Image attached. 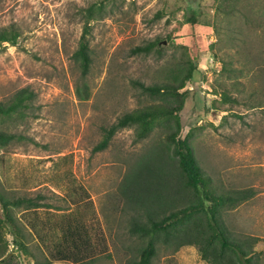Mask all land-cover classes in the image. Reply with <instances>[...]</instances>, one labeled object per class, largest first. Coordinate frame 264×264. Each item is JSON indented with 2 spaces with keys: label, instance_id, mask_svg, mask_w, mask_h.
<instances>
[{
  "label": "rangeland",
  "instance_id": "rangeland-1",
  "mask_svg": "<svg viewBox=\"0 0 264 264\" xmlns=\"http://www.w3.org/2000/svg\"><path fill=\"white\" fill-rule=\"evenodd\" d=\"M99 1L0 0V29L13 25L20 32L16 44L0 46V100L24 87L34 93L25 115L0 123L16 134L0 148V190L6 197L39 195L52 206L15 208L29 251L47 259L28 225L58 222L77 210L85 223L105 227L118 255L129 211L120 186L166 128L136 140L134 128L124 127L104 149L93 147L103 126L152 101L140 83L170 80L190 57L197 67L179 111L180 134L217 188L253 191L224 220L233 233L259 238L255 249L264 264V0H105L104 15L90 23L92 62L82 77L73 58L82 9ZM233 4L237 9L227 13ZM155 40L161 42L148 52L133 51ZM78 84L86 85L88 98L77 93ZM223 91L235 100L220 102ZM6 237L15 253L8 264H31L8 230ZM192 254L199 255L179 250V264H192Z\"/></svg>",
  "mask_w": 264,
  "mask_h": 264
},
{
  "label": "trees",
  "instance_id": "trees-1",
  "mask_svg": "<svg viewBox=\"0 0 264 264\" xmlns=\"http://www.w3.org/2000/svg\"><path fill=\"white\" fill-rule=\"evenodd\" d=\"M104 1L100 0L82 9V31L73 52L82 77L89 72L92 62L88 39L90 23L104 15ZM229 1L222 0L221 3L227 5ZM232 7L227 13L234 12L238 6L233 4ZM19 34L13 25L1 28L0 46L5 42L16 44ZM160 42L155 40L147 46L138 45L133 51L148 52ZM183 62L185 65L181 68L182 72L172 75L170 80L153 84L140 83L141 92L152 101L123 112L113 123L103 126L102 138L93 147V151L104 149L113 135L124 127L134 128L136 140L147 137L156 126L165 125L166 128L163 137L150 148V154H144L141 162L131 165L120 186V197L129 207L127 222L131 233L139 238V242L136 241L128 248L132 257L123 264H152L154 256L161 251L172 255L186 244L194 245L200 257L208 264H263V252L255 249L259 238L233 233L226 227L224 220L225 213L248 199L253 191L246 188H217L210 175L203 172L187 137L180 134L182 124L179 111L191 89L189 83L197 67L190 57ZM76 91L83 99L89 96L85 84H78ZM214 93L218 92L214 90ZM219 95L222 103L235 100L226 91ZM33 96L34 93L24 87L8 99L0 100V123L5 118L25 115ZM14 139L15 133L0 128V148ZM40 197H6L0 190V264H8L15 257L9 248L6 230L11 233L16 248L32 257L37 264H49L50 260L56 259L81 262L102 251V248L91 245L87 226L98 223H85L83 215L75 210V214L69 213L58 222L42 223L45 229L43 236L36 225L31 223L48 253L46 260H38L29 251L26 243L28 239L14 210L16 208L23 213L35 211L39 207H52L48 203L39 202ZM73 201L76 203L77 199ZM52 224L60 225V234L54 231ZM47 225L50 230L46 229Z\"/></svg>",
  "mask_w": 264,
  "mask_h": 264
},
{
  "label": "crops",
  "instance_id": "crops-1",
  "mask_svg": "<svg viewBox=\"0 0 264 264\" xmlns=\"http://www.w3.org/2000/svg\"><path fill=\"white\" fill-rule=\"evenodd\" d=\"M29 226V231L32 232L33 236H35L34 240L41 246L43 247L41 238L39 237V235L37 234V232L34 230L36 228L33 227V225H28ZM54 227V231H57L58 234H60V225H51V227ZM89 228V232H90V242L91 245L94 246H98L100 248H102V251L98 254H94L88 258H86L85 260L81 261V262H73V261H68V260H63V259H56L55 261H57L60 264H66V262L70 263V264H106L108 261H110V264H123L125 262V260H127L129 257L131 258L132 256L129 254L128 248L131 247L133 245L134 242H139V238L137 237V235H134L131 233L130 230V224L128 223L127 229H128V236L126 238V241H124V247H121L122 249H120V252H118V255H112L111 253V249H110V238L108 236V233L105 229V227L102 224H88L87 225ZM39 231L41 232V236H43L45 229L43 228V224L37 226ZM49 225H47L46 229H49ZM135 238V240L133 241V239ZM33 240V241H34ZM28 243V241L26 242ZM28 245V244H27ZM37 245V244H36ZM192 249L196 250V247L194 245H190V244H186V245H182L174 254L170 255L167 253H162V251L160 253H158V255H155L153 260H152V264H179L180 262V256H178L179 254V250L184 249V251L188 250L190 251ZM190 249V250H189ZM198 252V251H197ZM32 258V257H31ZM189 260H191L192 264H208L206 261H204L201 257L200 254L199 255H193L190 256ZM37 264L35 263L34 259L32 258L31 260V264ZM109 264V263H108Z\"/></svg>",
  "mask_w": 264,
  "mask_h": 264
},
{
  "label": "built area",
  "instance_id": "built-area-1",
  "mask_svg": "<svg viewBox=\"0 0 264 264\" xmlns=\"http://www.w3.org/2000/svg\"><path fill=\"white\" fill-rule=\"evenodd\" d=\"M191 88V87H190Z\"/></svg>",
  "mask_w": 264,
  "mask_h": 264
}]
</instances>
